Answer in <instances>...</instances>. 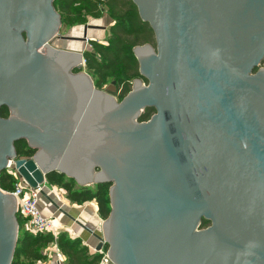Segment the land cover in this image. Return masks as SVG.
<instances>
[{
  "label": "water",
  "instance_id": "95a60500",
  "mask_svg": "<svg viewBox=\"0 0 264 264\" xmlns=\"http://www.w3.org/2000/svg\"><path fill=\"white\" fill-rule=\"evenodd\" d=\"M132 1L156 49L134 48L148 85L118 101L83 53L53 46L55 0H0V175L14 162L43 195L53 172L111 184L95 234L111 264H264V0ZM17 212L0 188V264L15 257Z\"/></svg>",
  "mask_w": 264,
  "mask_h": 264
},
{
  "label": "trees",
  "instance_id": "16d2710c",
  "mask_svg": "<svg viewBox=\"0 0 264 264\" xmlns=\"http://www.w3.org/2000/svg\"><path fill=\"white\" fill-rule=\"evenodd\" d=\"M54 5L65 26L85 25L91 17L101 19L104 12L114 23L105 41H93L92 50L85 53V71L92 77L97 89L114 85L123 100L132 91L135 80L147 81L140 74L134 48L152 44L155 35L150 25L141 20L132 0H55ZM154 114L155 109L147 108L140 121H148ZM8 115V109H2L1 116L7 118ZM16 148L19 158H32L35 154V150L30 149L25 140L17 142ZM47 181L53 188L62 190L71 203L84 205L95 202L101 219L109 217L111 184L80 187L75 180L58 172L50 173ZM15 183L16 180L7 171L0 175V188L3 191H12ZM18 220L20 234L12 264H38L46 261V250L55 244L65 256L66 264H100L103 259L102 253H90L79 238L72 239L67 233H61L57 239L50 234L34 236L26 231V221L20 215ZM209 225L208 221L203 220V227ZM108 248L105 245L104 252Z\"/></svg>",
  "mask_w": 264,
  "mask_h": 264
},
{
  "label": "crops",
  "instance_id": "0c3cea01",
  "mask_svg": "<svg viewBox=\"0 0 264 264\" xmlns=\"http://www.w3.org/2000/svg\"><path fill=\"white\" fill-rule=\"evenodd\" d=\"M106 17L109 18L107 15ZM96 21L98 20L94 22ZM106 33L107 29L105 31L98 30L89 33L88 37L104 42ZM52 191L51 193L46 191L47 195H42L41 197L40 208L43 215L55 218L62 233L74 235L83 241L84 245L89 248L90 253H97L99 240L95 234H100L101 230L98 229V225L104 221L99 215L97 204L91 202L84 205H76L67 200L65 193H61L59 188L54 187ZM48 249L50 250L46 261L38 262V264H59L53 246ZM63 264H66V261Z\"/></svg>",
  "mask_w": 264,
  "mask_h": 264
},
{
  "label": "built area",
  "instance_id": "2783aa9c",
  "mask_svg": "<svg viewBox=\"0 0 264 264\" xmlns=\"http://www.w3.org/2000/svg\"><path fill=\"white\" fill-rule=\"evenodd\" d=\"M89 41L86 40V44ZM83 66H86L87 60L85 57L83 58ZM9 175L14 177L16 183L12 191H4L13 195L17 200V210L18 215H20L25 221V229L30 234L37 236L41 234H50L55 239L62 233L60 231V226L57 220L53 217H45L40 208V200L45 191V187L38 186L37 188H32L15 170L14 162H11L8 169L6 170ZM102 224L98 225V229H102ZM71 234V233H70ZM72 239L76 237L74 235H69ZM53 249L55 251L56 257L58 259L59 264H63L66 260L65 256L62 254L58 246L53 245ZM50 249H48L45 254L48 256ZM103 259L100 264H111L110 260L107 256V252L102 250Z\"/></svg>",
  "mask_w": 264,
  "mask_h": 264
},
{
  "label": "flooded vegetation",
  "instance_id": "af4514ba",
  "mask_svg": "<svg viewBox=\"0 0 264 264\" xmlns=\"http://www.w3.org/2000/svg\"><path fill=\"white\" fill-rule=\"evenodd\" d=\"M103 14H104V16L101 19H104V17H106L105 16L106 13L104 12ZM95 20H99V19L91 17L88 19V21L85 25L65 26L64 24H62L61 31L64 29L67 32L64 35H59L55 39L53 46L56 47L57 45L60 44V45H62V48H60V49L70 51V52H75V53H83V56L85 57V53L88 51H91L93 48L92 42L93 41H99V39H94V38L88 37V34L95 32V31H98V30L105 31L107 29L104 26L97 25L96 23H91L92 21H95ZM113 25H114V23H112L110 25V28L107 29L106 37L111 34V29H112ZM82 26H83L82 35L78 31H77L78 32V34H77L76 29L81 28ZM86 40L89 41L88 44H86ZM85 68H86V66L84 67V71H85ZM74 73H78V72L74 71ZM8 112H9V110H8ZM9 115H10V112H9ZM9 115H8V117H9Z\"/></svg>",
  "mask_w": 264,
  "mask_h": 264
},
{
  "label": "rangeland",
  "instance_id": "374dc122",
  "mask_svg": "<svg viewBox=\"0 0 264 264\" xmlns=\"http://www.w3.org/2000/svg\"><path fill=\"white\" fill-rule=\"evenodd\" d=\"M91 23H96L97 25L104 26L105 28L108 29V28H110V25L112 24V21L109 18L104 17V19H99L96 22L92 21ZM77 31L82 35V33H83V26L81 28H77L76 29V32ZM66 32L67 31H65L63 29L62 31H60L59 35H64V34H66ZM78 32H77V34H78ZM94 39H96V38H94ZM154 40H155V38H154ZM154 40H153L152 44H149V45H151L154 49H156V41H154ZM56 48H59L60 49V48H62V45L59 44V45L56 46ZM262 66L264 67V64ZM142 82H143L144 85H146V86L148 85V82L147 81H142ZM133 85H134V82L132 84V89H133ZM102 90H104L109 95L115 97L118 101H121V99H120V91L114 85H111V84L110 85H106ZM60 191H61V193H64L62 190H60ZM49 193H51V191H49Z\"/></svg>",
  "mask_w": 264,
  "mask_h": 264
},
{
  "label": "bare ground",
  "instance_id": "6f19581e",
  "mask_svg": "<svg viewBox=\"0 0 264 264\" xmlns=\"http://www.w3.org/2000/svg\"><path fill=\"white\" fill-rule=\"evenodd\" d=\"M57 45V44H56ZM51 196H52V194H51ZM52 198V197H51ZM53 198H55L54 196H53ZM62 206V205H61ZM63 207V206H62ZM95 238V237H94Z\"/></svg>",
  "mask_w": 264,
  "mask_h": 264
}]
</instances>
